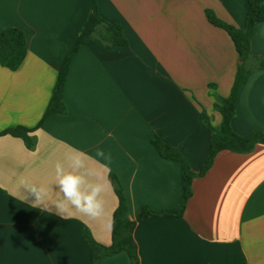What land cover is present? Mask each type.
Segmentation results:
<instances>
[{
	"label": "crops",
	"instance_id": "obj_1",
	"mask_svg": "<svg viewBox=\"0 0 264 264\" xmlns=\"http://www.w3.org/2000/svg\"><path fill=\"white\" fill-rule=\"evenodd\" d=\"M94 10L118 23L126 45L106 48L92 39L73 54L65 79L64 114L39 125L59 70L75 37ZM243 27L247 0H0V32L24 30L27 52L18 68L0 65V133L31 128L32 147L0 134V264H91L86 229L101 244L111 242L118 199L104 193L106 216L80 213L61 219L20 198L21 182L49 184L57 161L71 148L111 157L126 195L130 219L141 206L174 207L182 194L181 166L160 155L152 143L165 139L198 171L214 126V108L227 96L239 64L227 31L207 12ZM264 21L250 35V71L236 99L233 130L264 133ZM20 191L26 192L22 186ZM39 207V206H38ZM139 264H264V144L245 153L220 150L211 167L192 180V195L181 216L153 215L133 229ZM97 264H130L118 251Z\"/></svg>",
	"mask_w": 264,
	"mask_h": 264
},
{
	"label": "trees",
	"instance_id": "obj_2",
	"mask_svg": "<svg viewBox=\"0 0 264 264\" xmlns=\"http://www.w3.org/2000/svg\"><path fill=\"white\" fill-rule=\"evenodd\" d=\"M207 16L212 24L223 27L227 31L239 56V64L229 94L227 96L217 95L215 97L214 108L222 117L221 124L217 127L214 126L204 109L200 113L202 124L206 126L211 134L209 152L201 168L198 171H193L186 159L175 152L165 139L158 136L154 137L152 143L160 155L174 159L180 163L182 194L179 202L171 208L155 210L146 205L141 206L134 219H130L129 217L128 201L123 188L117 176L111 173L109 179L118 199L111 219V242L108 245L101 244L95 241L86 229L83 231V239L90 249L91 264H97L101 256L118 251H125L128 254L130 264H139L137 245L133 238V229L138 221L153 215L181 216L188 199L192 195L193 178L195 176H202L207 172L220 150L228 149L233 152L245 153L251 151L256 143L264 144V133L262 131L255 129L248 136H242L236 133L231 126V120L235 114V103L238 92L250 71L247 64L250 60L251 31L254 25L264 21V0H247V12L243 27H236L223 22L209 11L207 12ZM92 39L100 41L109 49L128 43L118 23L105 20L97 10L90 12L76 34L73 51L66 58L58 72L50 101L38 125L51 114H64L66 112V106L63 101V90L69 62L77 48ZM26 52L27 41L23 29L19 27H7L0 32V65L11 70L18 68ZM257 66L264 67V61H261ZM31 130V128L16 126L6 129L0 134H11L20 137L27 147H32L33 140L29 135Z\"/></svg>",
	"mask_w": 264,
	"mask_h": 264
},
{
	"label": "clouds",
	"instance_id": "obj_3",
	"mask_svg": "<svg viewBox=\"0 0 264 264\" xmlns=\"http://www.w3.org/2000/svg\"><path fill=\"white\" fill-rule=\"evenodd\" d=\"M64 163L57 161L51 183L21 182L20 198L25 202L29 195L30 203L36 208L51 211L61 219L80 213L93 219L106 216L104 193L111 189V157L97 149L95 155L80 149L71 148L65 153ZM21 186L26 192L20 191ZM39 206V207H38ZM111 227V220L105 221Z\"/></svg>",
	"mask_w": 264,
	"mask_h": 264
}]
</instances>
